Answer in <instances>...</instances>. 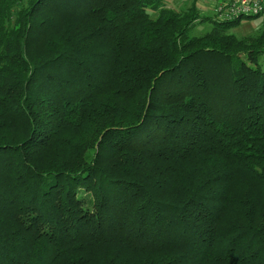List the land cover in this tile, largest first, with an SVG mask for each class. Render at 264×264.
<instances>
[{
    "label": "trees",
    "instance_id": "obj_1",
    "mask_svg": "<svg viewBox=\"0 0 264 264\" xmlns=\"http://www.w3.org/2000/svg\"><path fill=\"white\" fill-rule=\"evenodd\" d=\"M167 1L0 0V264H264V10Z\"/></svg>",
    "mask_w": 264,
    "mask_h": 264
},
{
    "label": "rangeland",
    "instance_id": "obj_2",
    "mask_svg": "<svg viewBox=\"0 0 264 264\" xmlns=\"http://www.w3.org/2000/svg\"><path fill=\"white\" fill-rule=\"evenodd\" d=\"M194 0H168L166 5L172 6L177 10L188 8ZM227 0H195V5L199 12L206 15H213L215 6ZM264 26V12L256 19H242L239 25L230 30L231 33L237 36L251 35ZM211 28L210 21L195 23L188 30L189 36L201 35Z\"/></svg>",
    "mask_w": 264,
    "mask_h": 264
},
{
    "label": "built area",
    "instance_id": "obj_3",
    "mask_svg": "<svg viewBox=\"0 0 264 264\" xmlns=\"http://www.w3.org/2000/svg\"><path fill=\"white\" fill-rule=\"evenodd\" d=\"M264 8V0H227L215 8L220 19H229L238 15H255Z\"/></svg>",
    "mask_w": 264,
    "mask_h": 264
},
{
    "label": "bare ground",
    "instance_id": "obj_4",
    "mask_svg": "<svg viewBox=\"0 0 264 264\" xmlns=\"http://www.w3.org/2000/svg\"><path fill=\"white\" fill-rule=\"evenodd\" d=\"M220 3H222V2H220ZM220 3H218V4H220ZM218 4H217V5H218ZM217 5H216V6H217ZM216 6H215V8H216ZM215 8H214V13H216V12H215ZM263 10H264V8H263ZM263 10H262L261 12H263ZM261 12H260V13H261ZM216 14H217V13H216ZM255 15H256V14H255ZM238 16H240V15H238ZM235 17H237V16H235Z\"/></svg>",
    "mask_w": 264,
    "mask_h": 264
}]
</instances>
